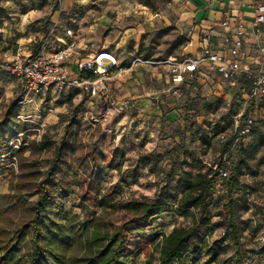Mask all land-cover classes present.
Instances as JSON below:
<instances>
[{
    "label": "rangeland",
    "instance_id": "374dc122",
    "mask_svg": "<svg viewBox=\"0 0 264 264\" xmlns=\"http://www.w3.org/2000/svg\"><path fill=\"white\" fill-rule=\"evenodd\" d=\"M187 1L0 0V61L10 59L15 47L2 38L9 34L3 30L14 34L18 15L62 7L66 8L64 17L74 19L78 26L75 31L80 49H86L82 57L97 44L109 48L123 63L136 57L142 61L181 58L190 43V27L180 20ZM103 17L116 22L106 32L98 26ZM152 22L155 27L145 26ZM32 24L31 33L38 42L40 24ZM64 29H58L56 36L62 37ZM36 45L34 40L22 43L32 51L37 50ZM130 67L131 63L124 64L116 72L129 73ZM152 67L142 64L137 73L149 79ZM238 86L240 83L233 88L223 85L228 94L224 100H205L195 92L183 91L177 99L146 91L145 97L152 103L149 108L129 110L93 125L90 117L97 113L98 101L85 94H75L74 90L63 95L27 96L18 80L0 75V264H28L29 219L42 188L53 198L52 219L64 212L80 220L98 216L101 209L97 201L103 195L111 196L116 208L105 217L113 229H123L133 243L134 254L121 259L120 264H146L149 257L156 264V238L174 227L191 226L193 220L165 213L154 217L139 234L124 224L129 216L120 205L156 197L175 203L181 175L205 173L207 164L221 152L218 133L228 129L233 118L246 109L243 94L247 90L242 93ZM44 133L53 143L52 150L19 151L31 141H39ZM246 143L239 153L235 189L223 203L213 198L204 209L192 212L198 225L193 240L184 248L181 264H235L236 253L238 264H264V120L256 122L252 139ZM58 148L59 162L53 176L45 181ZM226 202L231 203V210L225 207ZM204 219H208L207 224L200 225ZM230 223L238 229L237 248L229 240L225 242ZM12 245L18 248H11L14 257L9 260ZM214 248L222 251L209 263ZM77 255L79 249L71 253Z\"/></svg>",
    "mask_w": 264,
    "mask_h": 264
},
{
    "label": "built area",
    "instance_id": "2783aa9c",
    "mask_svg": "<svg viewBox=\"0 0 264 264\" xmlns=\"http://www.w3.org/2000/svg\"><path fill=\"white\" fill-rule=\"evenodd\" d=\"M253 8L255 16L249 30L243 24L238 25L235 38H224L223 53L206 47L197 57L166 58L155 63L168 68L170 86L164 94L177 99L183 96L184 87L194 85L204 75H217L231 87L240 83L238 87L242 93L247 90L243 94L246 109L233 118L228 129L218 134L221 152L216 163L207 164L215 172L214 197L226 194L225 182L232 172L237 149L248 138L256 122L264 120V31L261 28L264 24V3L255 2ZM221 26L228 28L229 24L223 21ZM247 34L249 47L258 56L255 67L243 61ZM138 63L142 61L136 59L132 65ZM116 68V58L107 49L80 57L73 27H66L62 37H54V34L48 37L37 51L18 46L10 59L0 61V74L18 80L27 96L63 95L75 90L98 101V111L90 117L93 125L134 108L130 101L118 102L110 94L108 81ZM217 97L221 99L224 95Z\"/></svg>",
    "mask_w": 264,
    "mask_h": 264
},
{
    "label": "trees",
    "instance_id": "16d2710c",
    "mask_svg": "<svg viewBox=\"0 0 264 264\" xmlns=\"http://www.w3.org/2000/svg\"><path fill=\"white\" fill-rule=\"evenodd\" d=\"M17 47L18 45L13 47L12 54ZM75 94H78V91ZM255 127L256 124L252 127L248 138L237 149L232 172L225 182V195L213 196L215 172L207 166L205 173L197 171L195 174L183 173L181 175L179 198L175 203L156 197L151 200H130L120 205L121 209L129 216L124 224L130 225L132 230L139 234L150 226L154 217L165 213H175L184 219L191 218L193 220L191 226L174 227L168 234H162L156 238L154 245L158 252L156 264H181L184 260V248L193 240L198 225L192 217V212L204 209L213 198L223 203L225 197L235 189L238 182L239 153L246 148V142L252 139ZM22 130L19 132L21 133ZM30 149L48 152L53 149V143L49 135L44 133L39 141H31L19 151L24 152ZM60 150V148L55 150V155L46 170L45 181L53 176L54 169L59 162ZM217 159L212 164L216 163ZM114 168L119 170V166L114 165ZM112 201V197L109 195L100 197L97 205L100 207L101 213L87 220H80L78 216L70 212L58 213L52 219L53 198L42 188L32 206L29 219L31 231L28 238L31 246L28 255H26L28 264H120L121 259L130 258L134 254L130 237L121 228L113 229L112 223L105 217L107 211L116 208ZM225 207L228 210L232 209L229 202H226ZM207 222L208 219H204L200 225H205ZM225 235L226 233L223 232L222 236ZM226 240H229L235 248L238 247V229L233 223L229 224L225 242ZM11 248H18V246L12 245L8 249L9 260L14 257ZM77 249H79L80 255L71 256V253ZM221 251L217 248L212 249L209 253V263L215 262ZM234 262L235 264L239 263L238 253L235 255ZM146 264H154L151 257L146 260Z\"/></svg>",
    "mask_w": 264,
    "mask_h": 264
},
{
    "label": "crops",
    "instance_id": "0c3cea01",
    "mask_svg": "<svg viewBox=\"0 0 264 264\" xmlns=\"http://www.w3.org/2000/svg\"><path fill=\"white\" fill-rule=\"evenodd\" d=\"M258 1H262L264 3V0H188L186 4V11L182 13L180 20L182 23L190 27V43L183 49L184 54L182 57H197L201 54L202 49L206 47L223 53L224 38L227 36L230 38H235V29L238 25L243 24L247 31L249 30L255 16L253 5ZM65 10L66 8L62 7L60 9L54 8L49 12L31 11L23 15H18L19 22L18 24L14 25V34H11L12 31L3 30L6 33L8 31L9 34H6V36L2 38V41L5 43H10L14 46H22L23 42L30 44V42L34 40V42L37 44L36 46L38 50L40 44L43 43L48 37L52 36L53 34L54 37H58L55 34V32H58V29L73 27L75 30L76 27H78L74 19L70 17H64L62 12ZM35 21H38V24H40L39 28L37 29L39 38L38 42L35 41V33H31V28L34 26L32 23ZM223 21L228 22V28L221 26ZM114 25H116V22L109 17L101 18L98 24V26H100V31L103 32H106ZM145 26L147 28H153L155 27V23L152 22ZM137 27L140 28L141 25H138ZM261 28L264 31V24L261 26ZM127 32L128 30H126L124 33L126 34ZM76 37L79 42L77 33ZM249 43V34H247L246 44L244 46L243 61L251 67H255L257 66L258 56L250 49ZM96 45L97 44L92 45L93 49L83 57H86L99 49H107L110 51L109 48L105 46L100 48ZM80 46L81 45L79 44V54L80 57H82V53L86 49L85 46L84 48L80 49ZM110 52L116 58L117 68L114 70L115 76H113L112 79L108 81V88L110 90L111 96L116 101L121 102L123 100H128L134 106V111H138L140 109L145 110L152 104L151 101L145 97L146 91L150 92L152 95L159 93L164 94V92L170 86L168 68L163 65L155 64L161 60L142 61L140 58L136 57L123 63L120 59L118 60L114 52ZM166 58L175 57L168 56L163 59ZM136 59L141 60L142 63L132 65L133 61ZM129 63H131L130 69L127 70L129 73L116 72L120 66ZM142 64H150L154 66L151 68V75L149 76V79L143 78L137 73L139 70H141ZM223 85L229 86L227 83H223L217 77V75H213L211 77L204 75L194 85L190 87H184L183 91L190 94L195 92L196 94L201 95V97L204 99L205 97H208V100L211 97L218 98L217 96L224 95V98H221L224 100L228 97V94L224 90L225 88H223Z\"/></svg>",
    "mask_w": 264,
    "mask_h": 264
}]
</instances>
